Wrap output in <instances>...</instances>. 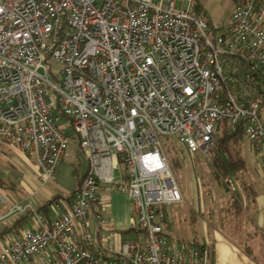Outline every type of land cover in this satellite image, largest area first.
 Masks as SVG:
<instances>
[{"label":"built area","instance_id":"2783aa9c","mask_svg":"<svg viewBox=\"0 0 264 264\" xmlns=\"http://www.w3.org/2000/svg\"><path fill=\"white\" fill-rule=\"evenodd\" d=\"M176 1L0 0V140L46 184L72 139L67 120L87 160L71 197L49 212L8 207L29 209L32 225L4 237L0 264H211L206 245L169 237L167 207L184 198L163 138L205 155L240 128L264 154L251 82L264 76V0H234L213 37L192 0ZM109 184L128 194L140 235L103 228Z\"/></svg>","mask_w":264,"mask_h":264},{"label":"rangeland","instance_id":"374dc122","mask_svg":"<svg viewBox=\"0 0 264 264\" xmlns=\"http://www.w3.org/2000/svg\"><path fill=\"white\" fill-rule=\"evenodd\" d=\"M181 3L180 0H177L175 3L176 7H180ZM232 4L233 0H192L190 9L196 10L203 17L212 19L214 26L210 28L209 36L213 37L214 28H216L218 33L221 32V25L224 24L229 16ZM234 60L240 62L239 58L234 57ZM52 67L55 71H58L61 65L54 63ZM242 76L244 78V74ZM256 82L264 88V78L256 80ZM262 107L264 108L263 101ZM59 124L63 125L67 134L72 137L64 155L63 163L68 166H78L82 161H86L85 156L81 155L78 137L73 128L68 126L70 123L67 120L59 121ZM163 142L166 147L175 146L170 148L171 150L168 151V154L180 155L181 163L177 165L178 167L171 166L170 161L169 163L184 198L182 202L174 203L167 207V210L174 211L179 216V219L172 221L170 215H168L167 228L169 231L174 228L169 237L171 239L176 238L178 241H182V239L191 242L200 240L207 244L206 242L208 238H211L213 230L220 229L237 243L244 244L245 247L247 245L251 246V243L252 246L254 244L256 247L259 246L260 250L258 251L264 256V231L260 228L258 229L255 224H251V221L247 222L242 216L236 221L234 217L229 214H223L220 210L228 205V199L233 194L242 198L244 204H248L245 212L247 215L255 214L257 216V212L260 210L257 196L259 195V199L264 198V154L255 150L249 139L244 137L242 140V152L246 167L224 178L221 176L216 177L214 168L208 160L211 150L205 155H192L186 149L175 144L174 137H164ZM2 149L7 151L5 152L6 155L2 153ZM25 169L27 168L22 161L21 155L14 148H2L0 146V175L8 180H19ZM244 184L252 186L258 192L254 203L247 196ZM59 186L67 190L66 187ZM49 187L53 188L54 186L50 184ZM113 191L114 193L124 192L117 189L116 185H107V194L109 195ZM0 194L8 199L5 191L0 190ZM4 207V201L0 197V210L4 209ZM173 208L175 209L173 210ZM225 218L232 220V223H225ZM107 228L106 226L104 227V229ZM182 231H186V233ZM129 234L132 235L134 232ZM252 236H254L255 243L253 240L250 241L251 243L248 241ZM207 247L210 254L211 246L207 245Z\"/></svg>","mask_w":264,"mask_h":264},{"label":"crops","instance_id":"0c3cea01","mask_svg":"<svg viewBox=\"0 0 264 264\" xmlns=\"http://www.w3.org/2000/svg\"><path fill=\"white\" fill-rule=\"evenodd\" d=\"M208 19L210 20L211 25L214 26L212 19L210 17ZM222 26L223 24L221 25V27ZM221 29L223 30V28ZM0 146H2V148L4 147L14 148L21 155L22 161L25 164V167L27 168L25 169L22 177L19 180L11 179L16 182L17 185L16 187L13 186L14 188H4L0 186V190L5 191L6 194L8 195V199L3 195L5 197V201H4L5 207L4 209L0 210V245H1L4 237L8 233L12 232L14 234L21 235L32 225V216H31L27 219L26 222H23L21 225H17L16 227L9 229V227L14 224L15 218L23 215L24 213L23 212V213L8 214L7 213L8 207L11 204L13 203H20L23 205L30 204L31 206L38 208V206L43 204V202L46 199L52 197L56 193H65L67 191H73L75 188H77L80 177L82 176V174L84 173L87 167V160L85 159L86 163L82 161L78 166L76 165L68 166L63 163V159H62V161L57 166V173L54 180L46 184H41L37 178L35 168L32 165H30V163L27 162L28 161L27 157L22 153V151L19 150V148L16 145L8 144V143L6 144L0 143ZM2 151L3 154L7 152L3 149ZM81 155L83 154L81 153ZM30 162L32 161L30 160ZM58 183L59 185L66 187L67 190L61 188L58 185ZM50 184H52L54 187L50 188L49 187ZM102 194L106 196V200L108 203L105 210V216L106 219L108 220V224L106 225V227L121 232L124 238L136 237L137 235L135 231L133 230L127 231L131 227L130 222L132 217V207L128 194L126 192L114 193L113 191V193L108 195L107 189H104ZM255 198L254 199L251 198L253 203L255 202ZM257 198L259 200L260 210L257 212L258 213L257 216H255V214L254 215L250 214V217L255 223L256 227L264 231V198L259 199V195L257 196ZM245 205L248 206V204ZM174 209L175 208H173V210ZM172 215L174 220L177 218L179 219L178 213L172 211ZM186 220H188V218H186ZM225 223H232V221L226 219ZM222 224H224V222H222ZM104 227L105 226H103V228ZM93 229L94 232L97 233L98 226L95 223H93ZM173 230L174 228L171 231H169V229L167 228L169 234H171ZM130 232H134V234L130 235L129 234ZM249 235L251 237V233ZM253 237L254 236H252V238H250V240L248 241L250 242L251 240H253V242L255 243ZM206 243L211 246L210 262H212L213 264H264V258H263L264 256L260 254L258 251L260 250V248H258L259 246L256 247L255 244L252 246V243L250 242L251 243L250 247H252V255H250L245 251L244 244L237 243L235 240L230 238L228 234H225L220 229H214L211 238H208V241ZM23 264H41V262L37 258H34L32 260L24 261Z\"/></svg>","mask_w":264,"mask_h":264},{"label":"trees","instance_id":"16d2710c","mask_svg":"<svg viewBox=\"0 0 264 264\" xmlns=\"http://www.w3.org/2000/svg\"><path fill=\"white\" fill-rule=\"evenodd\" d=\"M234 1V0H233ZM264 78V76L256 74L255 77L251 80V82L256 86V92L258 94L259 103L262 104V101L264 102V88L261 87L259 83L256 82V80H261ZM242 130L238 128L237 130L233 131H225L223 134L219 135L216 139L215 145L212 147L210 154H209V162L212 164L216 177H227L231 175L232 173H235L237 171L242 170L246 167V161L242 152V140H243ZM0 143L6 144L7 142L4 140H0ZM9 144V143H8ZM173 147H166L167 154L168 151H170V148ZM173 152H175L173 150ZM176 153V152H175ZM178 153V152H177ZM183 153V152H182ZM169 161L171 163V166H177L180 165V155L176 154H168ZM178 167V166H177ZM245 185V184H244ZM0 186L4 188H14L13 186H17L16 182L13 180H8L4 178L2 175H0ZM247 196L254 199L257 195V191L249 185L244 186ZM74 191V190H73ZM73 191H67L64 193H56L52 197L46 199L43 204L38 206V209L41 211L49 212L50 211V205L53 201L56 199L64 198L69 199L73 193ZM248 197V198H249ZM228 205L222 207L220 210L223 214H229L230 216L234 217L237 220H239L242 217L246 219L247 222L251 221V224H255L253 220L251 219L250 215H247L245 212L247 211V206L244 204L242 198H239L236 195H233L228 199ZM168 215H170L171 220L174 221L172 211L168 210ZM32 216V213L29 209H27L23 215L15 218L14 224L9 227V229H12L16 227L17 225H21L23 222H26L29 217ZM226 219V218H225ZM232 221V220H231ZM173 224V223H172ZM256 226V225H255ZM133 230L135 231L136 235H140L142 233L141 229H136L133 227H130L127 231ZM183 233L186 231H182ZM182 239V238H180ZM185 243H195V244H202V245H209L204 244L200 240H194V242L191 241H185L182 239ZM245 251L252 255V250L249 245L245 247ZM211 264H213L211 262Z\"/></svg>","mask_w":264,"mask_h":264}]
</instances>
